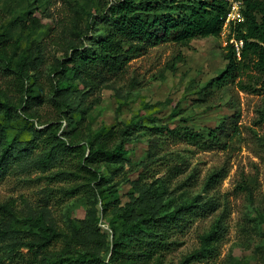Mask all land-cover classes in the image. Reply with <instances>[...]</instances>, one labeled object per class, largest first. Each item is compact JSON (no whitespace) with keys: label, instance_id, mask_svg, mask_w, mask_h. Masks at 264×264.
<instances>
[{"label":"rangeland","instance_id":"obj_1","mask_svg":"<svg viewBox=\"0 0 264 264\" xmlns=\"http://www.w3.org/2000/svg\"><path fill=\"white\" fill-rule=\"evenodd\" d=\"M117 2L0 0V50L6 45L12 58L6 69L0 56V100L10 98L19 107L7 133L27 141L35 130L52 131L87 157L101 128L111 125L113 145L128 140L132 149L119 162L92 166L99 181L86 173L73 174L76 163L10 172L0 179V203L11 204L14 212L0 214V226L7 222L6 230L24 231L33 225L23 221L32 222L45 211L63 234L91 223L111 242V216L103 215L97 189L119 190L125 206L133 196L141 197L138 188L146 187L160 215L182 204L197 201L199 206L198 214L171 234L175 244L164 254V264H264V72L249 71L260 78L255 92L240 89V79L224 86L214 83L225 70L231 25L237 21L227 24L218 38L153 47L131 60L118 77L83 81L65 75L64 60L73 48L93 47V37L102 32L98 16ZM22 57L32 59L24 87L16 83V63ZM60 83L76 87L63 96L57 92ZM28 95L38 98L30 108ZM223 121L235 128L225 149L162 138L153 129L193 127L206 132ZM39 227L45 228L33 226ZM9 253L0 246V264H27L12 260ZM102 254L107 260L111 252ZM18 255L31 257L23 246Z\"/></svg>","mask_w":264,"mask_h":264},{"label":"trees","instance_id":"obj_2","mask_svg":"<svg viewBox=\"0 0 264 264\" xmlns=\"http://www.w3.org/2000/svg\"><path fill=\"white\" fill-rule=\"evenodd\" d=\"M241 1L243 20L231 25V36L224 54L226 67L214 79V83L224 86L235 84L240 79L237 83L240 89L255 92L260 78L249 74V71L264 72V0ZM229 12V0H118L108 12L98 16L102 32L93 37V47L73 48L64 60L65 75L71 74L83 81L99 80L103 76L118 77L131 60L145 55L153 47L167 43L183 46L199 38L221 37ZM32 20V23L38 21L36 18ZM231 39L243 42L240 56ZM8 50L6 45L0 50L6 69L10 68L12 62V58L7 56ZM31 60L22 57L16 63L17 85L20 86L21 82L24 87L23 79L29 80L26 67ZM245 74L248 76L246 81L241 79ZM59 85L57 92L63 96L76 87L70 83ZM37 100L28 95L29 108ZM61 102L69 106L65 99ZM18 108L10 98L0 100V179L20 169L48 171L61 163H76L78 171L73 174L86 173L99 181L102 178L99 179L98 171L92 166L119 162L132 153V149L127 147L131 145L128 140L113 145L116 138L111 125L101 128L90 143L87 157L81 148L72 149L52 131L47 134L35 130L34 138L27 141H23L20 134L10 136L6 128L10 121L18 117L15 114ZM227 124V121H223L214 127L209 126L206 132L193 127L171 129L161 126L153 129L162 138L186 141L203 149H225L235 132V128H228ZM97 190L103 215L105 218L111 216L107 218L114 231L111 242L100 230L91 228V223H86L88 227L83 230L73 228L70 234H63L53 221H49V215L44 211L32 222L23 221L26 226H45L38 230L32 226L24 231H8L5 222L0 226V246L9 249L12 260L27 264H164V254L175 244L171 234L199 212L195 201L160 215L158 208L150 201L153 196L151 190L146 187L138 188L141 197L133 196L131 203L125 206H121L119 190ZM138 210L147 213H138ZM13 212L11 204L0 203V214L13 215ZM12 237L15 239L10 242ZM58 244L62 247L59 253L55 250ZM22 246L31 253L28 259L18 255ZM106 250L111 252L107 260L102 254Z\"/></svg>","mask_w":264,"mask_h":264},{"label":"built area","instance_id":"obj_3","mask_svg":"<svg viewBox=\"0 0 264 264\" xmlns=\"http://www.w3.org/2000/svg\"><path fill=\"white\" fill-rule=\"evenodd\" d=\"M230 1V12L228 13L227 19H226V23L225 26L230 25L232 22L234 21H241L242 19V7H243V3L241 0H229ZM236 6L240 8V12L239 9L236 12ZM231 44L234 45L237 55L240 56L241 55V49L243 47V42L242 41H236L235 39L230 40Z\"/></svg>","mask_w":264,"mask_h":264}]
</instances>
